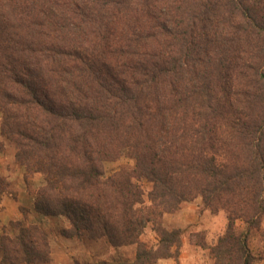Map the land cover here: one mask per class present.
<instances>
[{
  "label": "trees",
  "instance_id": "16d2710c",
  "mask_svg": "<svg viewBox=\"0 0 264 264\" xmlns=\"http://www.w3.org/2000/svg\"><path fill=\"white\" fill-rule=\"evenodd\" d=\"M0 138L27 191L42 178L33 210L61 219L62 238L137 247L113 264L177 258L181 230L162 218L197 198L226 217L209 245L214 264H253L248 235L264 217V0H0ZM123 157L132 167L107 176L105 164ZM10 187L0 176V200L17 198ZM148 226L152 247L138 244ZM9 228L0 264L47 263L40 226Z\"/></svg>",
  "mask_w": 264,
  "mask_h": 264
},
{
  "label": "rangeland",
  "instance_id": "374dc122",
  "mask_svg": "<svg viewBox=\"0 0 264 264\" xmlns=\"http://www.w3.org/2000/svg\"><path fill=\"white\" fill-rule=\"evenodd\" d=\"M5 147L0 150V176L17 192L14 199L10 194H3L0 200V235L7 227L9 234H14L9 228L11 221H21L25 225H38L47 234L50 245V255L46 264H113L117 261H130L134 258L137 247L135 245L113 249L103 241L84 243L66 240L59 235L66 224L61 219L44 217L34 212V196L31 195L42 185V178L38 175L29 179L27 187L23 182L24 168L14 162L13 149L0 138ZM130 159L120 158L118 161L105 164V174L111 175L122 167L130 168ZM145 193L149 185L142 183ZM22 209V210H21ZM25 212H22V211ZM225 214H213L205 210L199 198L183 203L177 211L166 214L162 218V226L168 230H181V248L177 258L159 260L156 264H214L209 254V245L216 244L226 227ZM238 231H244L242 223L238 222ZM138 244L152 247L157 243V236L152 227L148 226L139 237ZM248 247L254 256L253 264H264V217L258 231H251L248 235Z\"/></svg>",
  "mask_w": 264,
  "mask_h": 264
}]
</instances>
